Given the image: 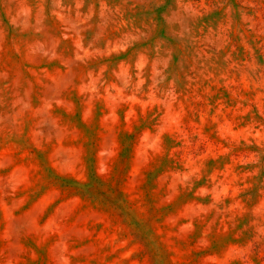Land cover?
<instances>
[{
	"label": "rangeland",
	"instance_id": "rangeland-1",
	"mask_svg": "<svg viewBox=\"0 0 264 264\" xmlns=\"http://www.w3.org/2000/svg\"><path fill=\"white\" fill-rule=\"evenodd\" d=\"M0 264H264V0H0Z\"/></svg>",
	"mask_w": 264,
	"mask_h": 264
}]
</instances>
